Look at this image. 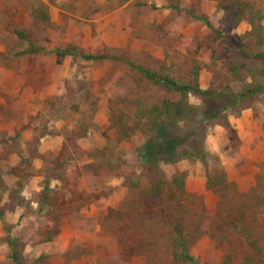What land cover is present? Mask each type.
<instances>
[{"label":"rangeland","instance_id":"374dc122","mask_svg":"<svg viewBox=\"0 0 264 264\" xmlns=\"http://www.w3.org/2000/svg\"><path fill=\"white\" fill-rule=\"evenodd\" d=\"M30 1L0 0V178L8 189L20 181L27 201L6 210L0 188V264L264 262V96L228 106L190 94L202 115L186 130L150 132L135 117L176 98L150 77L162 67L188 83L198 66L202 91L227 93L222 40L245 35L248 22L224 15L218 0H179V9L168 0H39L49 12L41 25ZM244 1L264 12V0ZM71 47L78 52H54ZM111 114L123 116L127 138ZM184 149L194 155L178 159ZM145 155L168 182L184 174V193L148 205ZM221 173L228 186L208 189ZM177 224L195 239L190 259L172 254Z\"/></svg>","mask_w":264,"mask_h":264},{"label":"trees","instance_id":"16d2710c","mask_svg":"<svg viewBox=\"0 0 264 264\" xmlns=\"http://www.w3.org/2000/svg\"><path fill=\"white\" fill-rule=\"evenodd\" d=\"M218 6L222 10L223 14L228 17H234L235 23L241 20H246L250 26V29L242 36H232L227 40H222L228 48L226 58V69L231 77L232 84L227 87V93H215L211 90L202 91L198 85L199 67L195 66L191 72V79L188 83L178 80L169 76V70L165 67L161 68L160 73H150V77L155 83L163 87L167 92H173L176 94V98L168 99L164 98L158 103L153 104L147 108H138L135 111V117L142 126L148 129L150 132L157 131L162 127H173L181 130H186V126L195 121L197 117L202 115L198 106H195L189 102V95L194 94L197 96H204L209 100H214L215 103L228 102V106L245 101L246 99H252L256 95L261 94L264 96V52L260 49L264 46V26L262 19L264 12L261 9L255 8L252 4L244 0H218ZM169 7L173 9H179V0H168ZM30 18L38 24L46 25L49 22V12L47 6L39 0H31L29 5ZM192 14V13H191ZM199 20H202L212 32L217 31L212 28L208 20L203 16H195ZM251 39L253 46L257 52H249L246 48L245 40ZM220 46H223L219 42ZM62 55H73L78 52L75 47L55 49ZM85 59H94V56H84ZM69 99L72 100L75 92L69 87ZM219 110L215 111L208 119L212 120L218 118ZM114 129L122 138L129 136V126L124 120L121 114H111L110 118ZM186 128H179L180 126ZM38 139V138H37ZM150 152V147H145ZM193 152L184 149L178 154V159L191 158ZM143 159V157H142ZM24 161L23 158L20 160ZM27 161V160H25ZM59 166L63 164L62 160H58ZM142 174L146 175L149 179V184L142 190V197L144 201L152 206L154 204H165L168 201L166 198H174L176 195L184 193V180L185 175L179 174L174 176L171 182L164 179L163 173L160 169L159 162L157 160H149L144 156L142 160ZM227 187L225 183L224 174L221 173L215 178L207 179V188L213 191L221 190L222 187ZM0 188L2 191H7L8 203L5 204L6 210H13L16 207H24L27 201L21 196L20 192L23 188V184L18 181L15 183V187L8 189V187L2 182L0 178ZM176 236L174 243V250L172 254L175 259H190L189 247L193 243V238L190 236V232L184 230L181 224L176 225ZM56 230V228H55ZM0 241H4L0 239ZM248 246L251 250H258V243L254 239H250ZM12 259L18 261L20 255L18 250L13 247ZM222 264H231V257L225 256ZM242 264H264L260 259L252 257H244Z\"/></svg>","mask_w":264,"mask_h":264}]
</instances>
